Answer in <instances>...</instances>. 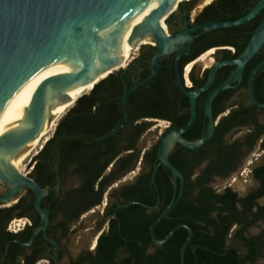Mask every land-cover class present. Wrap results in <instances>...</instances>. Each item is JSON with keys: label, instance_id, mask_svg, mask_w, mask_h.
Returning a JSON list of instances; mask_svg holds the SVG:
<instances>
[{"label": "flooded vegetation", "instance_id": "obj_1", "mask_svg": "<svg viewBox=\"0 0 264 264\" xmlns=\"http://www.w3.org/2000/svg\"><path fill=\"white\" fill-rule=\"evenodd\" d=\"M237 1L244 11L259 0ZM165 4L163 1L158 8H164ZM230 15L223 0H174L159 22L158 31L167 41L160 56L161 45L156 36L139 20L131 29L135 35L132 51L124 55L123 64L106 79L104 92L98 90L103 96L111 98L115 94L113 98L119 99L123 120L117 125L125 120L124 92L155 72L157 64L159 69L152 80L132 90L126 98L128 122L119 128L123 130L115 139L114 150L119 153L93 185L98 189L99 182H107L101 199L97 201L90 189L94 165L89 154L80 159L67 152L65 122L81 113L68 109L57 123L58 149L52 175L43 167L48 161L41 152L45 142L25 165L24 174L40 187L58 186V190L43 195L42 211L34 203L31 187L11 192L20 186L0 181V264H121L128 259L134 264L138 257L171 251L173 244L157 245L151 237L148 240L142 236L144 215L159 213L180 185L179 179L176 184L172 171L160 163L158 146L165 131L183 127L190 121L192 105L187 92H195V120L182 137L194 142L207 132L210 124L207 98L214 88L234 75L237 65L221 64L214 77L212 68L218 62L236 59L245 51L264 12L256 25L246 22L207 32L198 28ZM129 46L127 40L125 48ZM263 59L264 45L246 63L241 77L214 96L215 131L206 143L194 149L181 140L173 143L168 157L184 177L183 197L186 194L196 197L207 188L219 194L230 188L238 198H244L261 187L254 171L264 165V108L259 109L251 102L248 80ZM207 84V88L200 89ZM252 92L255 100L263 104L264 68L255 74ZM137 130L142 133L132 147L124 149L131 144L130 132ZM223 130L226 132L220 141L217 133ZM149 133L155 134L154 142L146 141ZM125 157L128 162L122 160ZM238 184L246 186L242 194L233 188ZM261 200L264 196L256 199L258 205L264 204ZM258 222L264 220L255 224ZM238 227L234 225L232 231ZM249 228L244 233L246 237L257 235L248 233ZM100 256H112V260Z\"/></svg>", "mask_w": 264, "mask_h": 264}, {"label": "water", "instance_id": "obj_2", "mask_svg": "<svg viewBox=\"0 0 264 264\" xmlns=\"http://www.w3.org/2000/svg\"><path fill=\"white\" fill-rule=\"evenodd\" d=\"M164 1L166 3L164 8L159 9L160 1L158 0H0V115L7 107L14 93L27 78L61 46L71 42L104 43L103 53L95 64L88 69L57 72L44 78L33 93L24 120L0 136V181L13 187L20 186L11 189V192H16L23 187H31L34 190V203L42 211L40 203L43 195L58 190V186L52 188L40 187L34 179L15 167L12 159L19 157L26 149L28 143L39 134L45 124L47 108L51 109L55 105L57 95L59 103L70 102L72 106L76 100H70L68 95L63 93L64 90L80 84H90L95 81L97 76L105 75L102 78L104 79L113 73L109 71L114 62L120 58V54L116 44L106 30L109 26H112L117 21L119 22L123 17L135 14L138 20L145 22L149 30L156 36L161 45L158 56L161 55L167 41L159 33L158 26L166 7L173 3L174 0ZM263 9L264 0H259L247 14L240 18L212 21L198 28L207 32L218 28L240 26L254 19ZM263 45L264 16L255 28L245 51L236 59L218 62L212 68L211 76L214 77L217 68L221 64L237 65L234 75L214 88L207 98L206 107L210 124L205 135L194 142H189L182 137V134L191 128L195 120V92H187L192 105L190 121L183 127L168 129L160 138L158 146L160 163H163L172 171L176 184L179 179L180 185L170 203L150 223L149 235L154 244L162 245L172 238L178 228H186L188 237L180 249L181 264H185V250L193 237L192 228L187 224L179 223L160 240L155 237L154 233L155 226L169 217L182 200L184 194V177L170 162L169 151L176 140H181L185 146L194 149L206 143L213 136L215 131V122L212 117L214 96L219 91L228 88L231 81L241 77L246 63L259 52ZM262 68H264V59L254 67L248 80L250 100L259 109L264 108V103L261 104L255 100L252 92V81L255 74ZM158 69L159 64H157L155 72L136 82L124 92L122 95V108L125 120L113 128L110 135L128 122L125 101L129 93L152 80ZM52 82L56 84V87L52 91L50 102H48L47 87ZM208 86L209 84L200 89H205ZM49 139L50 137L47 140ZM156 170L157 168L153 172L152 179L154 182ZM9 200L10 198L5 199L6 202Z\"/></svg>", "mask_w": 264, "mask_h": 264}, {"label": "trees", "instance_id": "obj_3", "mask_svg": "<svg viewBox=\"0 0 264 264\" xmlns=\"http://www.w3.org/2000/svg\"><path fill=\"white\" fill-rule=\"evenodd\" d=\"M223 3L225 8H229L231 14L225 20L244 16L256 4L242 11L237 0H223ZM263 12L264 10L247 23L258 24ZM107 78L96 84L90 94H83L77 99L76 104L71 106L69 111L78 109L81 111L80 115L70 117L65 122L64 138L68 142L67 152L73 155V158L76 156L80 159H84L89 154L94 165L90 189L97 201L101 199L107 182L105 180L99 182L98 189H94L93 185H96L105 167L119 153L114 150L115 139L123 130L118 129L115 134L103 138L123 120L119 99L113 98L115 94L111 98L99 94L104 92L103 87ZM99 89L102 90L98 93ZM58 129L59 124L41 151L44 158L48 160L43 167L50 175L53 173L52 165L57 157ZM225 132L226 130L217 133L220 141L223 140ZM141 133V130L130 132L131 144L124 149L132 147ZM122 160L128 162L129 158L125 157ZM254 173L256 179L261 180V187L244 198H238L237 193L230 188L220 194L210 188L204 189L196 197L186 194L169 217L155 226L156 238L162 239L175 225L185 223L193 230L192 240L185 250V264H264L259 262L264 252V230L250 237L244 235L247 229L255 225L258 220H264V204L258 205L256 202L257 198L264 196V165L256 168ZM170 200L169 198L165 202L159 213L151 216L144 215L142 224L144 238L150 240L149 225L166 208ZM234 225L239 227L233 232ZM187 237L188 230L183 227L178 228L166 243V245L173 244L170 252L162 251L157 256L138 257L134 264H181L180 249ZM229 240L232 242L229 243ZM100 257L104 260H112V256ZM121 264H131L130 259Z\"/></svg>", "mask_w": 264, "mask_h": 264}, {"label": "bare ground", "instance_id": "obj_4", "mask_svg": "<svg viewBox=\"0 0 264 264\" xmlns=\"http://www.w3.org/2000/svg\"><path fill=\"white\" fill-rule=\"evenodd\" d=\"M160 3L164 0H158ZM139 22L135 14L123 17L119 22H115L106 30L118 48L120 58H118L109 72L117 70L124 62V55L132 51V42L135 35L131 29ZM129 40L130 46L126 49L125 42ZM104 51V43L93 42H71L61 46L48 59L40 64L27 80L14 93L7 107L0 115V136L6 131L19 124L26 116L34 91L39 83L47 76L57 72L86 70L91 67ZM122 57V58H121ZM190 68V66L188 67ZM105 75L97 76L95 81L90 84H80L63 91L70 100H77L82 94L91 90V88ZM55 83H50L47 87V100L50 102L52 91L55 89ZM71 106L70 102H58L56 97L55 105L47 108V117L45 124L39 134L28 143L26 149L19 157L12 159L15 167L19 168L23 161L30 158L41 145L50 137L58 119ZM51 116V118H50Z\"/></svg>", "mask_w": 264, "mask_h": 264}, {"label": "rangeland", "instance_id": "obj_5", "mask_svg": "<svg viewBox=\"0 0 264 264\" xmlns=\"http://www.w3.org/2000/svg\"><path fill=\"white\" fill-rule=\"evenodd\" d=\"M70 107H71V106H70ZM70 107H69V108H70ZM66 112H67V111H66ZM64 114H65V113H64ZM59 119H60V118H59ZM59 119H58V121L56 122L53 131L51 132L50 138L52 137V135H53L54 132H55V129H56L57 123L59 122ZM155 139H156V138H155V134H154V133H149L148 136L146 137V141H147L148 143L154 142ZM27 162H28V159L25 160V161H23L22 164L20 165V167L18 168V169H19L21 172H23V173H25V172L27 171V169L25 168V167H26L25 165H26ZM250 186H252V185H250ZM233 188H234L235 190H237L240 194H242V193L244 192L246 186H244V185L241 186V185L238 184V185H234ZM261 202L263 203L264 200H261ZM263 229H264V223H262V222H258L257 224H255V225H253L252 227L249 228L248 233H250V234H258V233H260L261 230H263ZM229 243H231V241H229ZM259 262H260V263H264V252H263V257L259 260Z\"/></svg>", "mask_w": 264, "mask_h": 264}]
</instances>
